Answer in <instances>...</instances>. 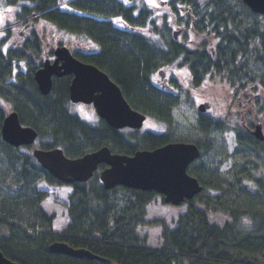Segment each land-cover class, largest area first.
Here are the masks:
<instances>
[{
	"label": "trees",
	"instance_id": "obj_1",
	"mask_svg": "<svg viewBox=\"0 0 264 264\" xmlns=\"http://www.w3.org/2000/svg\"><path fill=\"white\" fill-rule=\"evenodd\" d=\"M65 3L0 0V9L13 17L5 36L0 38V251L18 264H264V217L258 209L233 208L241 193L237 183L213 185V162L211 165L203 160L207 156L212 158L215 146L204 139H177L169 107L176 105L177 99L173 93L164 94L153 85V77L160 70L187 66L197 84L216 73L230 82L256 80L264 87V18L254 14L241 0ZM39 23L91 46L89 62L110 75L135 110L162 123L166 130L159 133L134 130L126 134L104 123L85 120L72 109L70 77L54 79L50 94L43 95L34 75L44 61V53L50 54H46L43 40L31 29ZM15 24L29 30L27 34L23 31L25 35L20 39L18 36L13 39L16 32L11 26ZM176 28L182 30L177 40L172 35ZM191 38L196 41H190ZM197 39L209 40L202 46L212 44L214 58L211 51L191 48L198 45ZM94 47L101 49V53L97 54ZM75 54L85 60L81 50ZM8 107L18 113L24 126L38 132L40 149L60 148L69 158H80L103 147L115 154L133 155L138 150H153L170 142L195 143L202 154L189 173L203 184L204 191L184 204L186 211L171 229L164 220L146 219L147 208L157 198L154 192L124 187L107 190L96 175L87 183L72 186L68 204L70 223L61 235H55L51 233L55 216L43 210L47 193L41 192L38 184H62L26 149H15L3 142L1 128ZM247 107L249 122L257 114L262 115L260 120L264 122V107L249 101ZM199 131L233 132L240 174L255 169L264 171V144L239 123L203 119ZM261 195L264 197V193ZM200 205L225 213L230 223L222 228L211 224L207 210ZM18 225L34 230L41 227L47 235L32 238ZM141 227L162 228L161 248L147 247L146 240L137 233ZM55 242L89 250L102 260L52 254L49 246ZM248 250L254 252L245 255Z\"/></svg>",
	"mask_w": 264,
	"mask_h": 264
},
{
	"label": "water",
	"instance_id": "obj_2",
	"mask_svg": "<svg viewBox=\"0 0 264 264\" xmlns=\"http://www.w3.org/2000/svg\"><path fill=\"white\" fill-rule=\"evenodd\" d=\"M254 13L264 16V0H242ZM180 30L174 32L177 38ZM56 58L46 60L35 73L40 92L47 96L53 87V77L73 75L69 88L72 103L93 105L101 117L113 129L131 128L141 130L147 116L132 109L121 89L109 76L94 65L76 59L68 47L60 46L54 51ZM162 77L164 71L159 73ZM208 104L199 110L204 113ZM2 136L6 143L19 148L33 146L38 138L34 128L24 127L18 113H10L3 122ZM254 136L264 141L262 124H258ZM38 163L54 178L64 184L86 183L100 165L108 168L102 171L100 180L105 189L117 186L144 192H155L165 197L173 206L194 199L203 191L198 179L188 174L189 166L200 158L201 152L193 143H170L155 150L137 151L134 155L112 154L104 147L80 158H68L61 149L49 151L36 149L33 152ZM53 254H62L75 259L102 260L86 249H75L63 242L49 247ZM0 264H18L6 258L0 251Z\"/></svg>",
	"mask_w": 264,
	"mask_h": 264
},
{
	"label": "rangeland",
	"instance_id": "obj_3",
	"mask_svg": "<svg viewBox=\"0 0 264 264\" xmlns=\"http://www.w3.org/2000/svg\"><path fill=\"white\" fill-rule=\"evenodd\" d=\"M264 20V19H263ZM13 22V17L8 12H5L3 9H0V38L5 36V28L8 23ZM11 28L15 29L16 34H19L24 31L15 25ZM31 29L39 35L43 40L45 46L46 54L48 51L52 52L60 43L62 45L68 46L71 51L83 50L86 44L74 41L68 36H65L61 33L56 32L51 26L46 24H34L31 26ZM18 35V36H19ZM17 38V35L13 39ZM21 37H18L20 39ZM192 39V38H191ZM195 40L196 39H192ZM199 39H197L198 41ZM48 50V51H47ZM46 57L44 53V58ZM43 58V59H44ZM167 77L169 80L178 82L180 85L177 91L179 96V105H177L173 111V131L177 139H186L190 141H196L204 139L209 141L212 146H215L214 153L210 156H207L203 161L209 162L212 165L215 172V177L212 179L213 185L216 182L221 183H234L238 184L237 190L241 192L237 197L238 201L234 202L233 208L239 210L247 209H258L259 214L264 217V171L263 170H250L245 173L240 174V163L236 157V148L237 143L235 141V136L230 131H215V133H201L199 131V123L197 121V106L201 103L207 102L211 106L210 109L206 112V115L210 118L215 119L216 121L234 123L239 119L240 112L248 113V107L244 101H241L240 107L238 103H230L227 98H222L219 94L214 93L213 84H209L207 87L202 90H191L188 85V81L184 80L183 77L186 75L184 70L181 69H172L166 70ZM159 76L154 77V82L159 83ZM183 80V81H182ZM173 85V82H171ZM262 100L264 107V96L260 99ZM235 105V106H234ZM248 105V103H247ZM75 114H79L82 118L86 119L89 122H97V116L91 110V107L84 105H75L72 107ZM254 110L256 109L254 105ZM11 111V107L7 108V112ZM253 111V110H252ZM261 114H257L258 118H261ZM166 130V127L151 118H148V121L145 124L144 131L149 132H163ZM242 156H247L242 154ZM252 168V167H250ZM227 186V184H225ZM38 188L41 192L47 193V198L42 202V208L49 215L55 214L56 218L53 223V228L51 233L55 235H61L64 230L68 227L70 220L68 218V201L69 197L72 194L73 190L69 187H52L47 185L44 182L38 184ZM231 199H233V189L230 187ZM236 191V190H235ZM238 191H236L238 193ZM261 193V194H260ZM203 206V205H200ZM204 207V208H203ZM201 209H206L203 206ZM186 211L185 207H173L165 206L161 203L159 197L156 198L155 202L147 208V220L161 219L164 220L171 229L175 227V222H177L179 215ZM209 221L211 224L223 227L226 223H230V218L225 213L221 211L213 212L212 210H207ZM21 230L26 231L30 237H43L47 235L44 229L41 227H35V230L32 227L27 225H18ZM5 233L10 235V232L5 230ZM139 237L146 240L148 248L159 249L162 246V228L160 227H141L137 230ZM50 235V234H49ZM253 250L245 251L244 254L252 252ZM254 252V251H253ZM262 253L259 254V259H262Z\"/></svg>",
	"mask_w": 264,
	"mask_h": 264
},
{
	"label": "flooded vegetation",
	"instance_id": "obj_4",
	"mask_svg": "<svg viewBox=\"0 0 264 264\" xmlns=\"http://www.w3.org/2000/svg\"><path fill=\"white\" fill-rule=\"evenodd\" d=\"M190 41H193V40L191 39ZM208 41H209L208 39L207 40L206 39H204V40L199 39L197 41V42H199L198 45H193V46H191V48L192 49H200L201 51H208V52L211 51L212 57L214 58L215 57V49L211 47L212 44L209 43L208 45H206V47L202 46L203 44H205ZM94 50H96L97 54L101 53L100 52L101 49H99L98 47H94ZM92 51H93L92 47H84V51H82V54H83V57H84L85 60L84 61L81 60V61L86 63V64H92V63L89 62L90 60H88V58L91 57V55H92ZM178 69H181V70L185 71L186 75L183 77V79L188 81V85L190 86L191 90H195V91L202 90L203 88L207 87L209 84H213L214 87H212V88L215 91L214 93L219 94L222 98H227L230 101V103H238V105H237L238 107H240L239 104H241V101H244V103H246L245 107H247L248 101L249 102H256V103L258 102V104H260V106L263 107L262 100H260V99L264 96V87L260 84V82H258L256 80H254L252 82H249V83H247L246 80H242V81H239V82H230L228 79L224 78L225 76H219L216 73L214 75V73H213L212 75L209 74L207 76V78L203 82L197 84V80L194 77V74L190 71L189 67L184 66V67H180ZM69 77L72 80L73 77L72 76H69ZM159 83L160 84L158 85L155 82H153L154 87H156L158 90L162 91V93H164V94L173 93V95H175V98L177 99L176 100V105H174L173 107L169 106L170 110H171V113H172L173 109L177 105H179V96L180 95L177 93V91H180L178 89V87H179V85L181 83H180V81H179L180 84L178 82H175V86H172L171 85V79L169 80V78L167 77V72L166 71H165V75L163 77L160 76ZM205 103H207V102H205ZM207 104L209 105V103H207ZM88 106H90L91 110L94 111V109H93L94 107L92 105H88ZM197 111H198V114H197V118L196 119H197L199 124H200V120H203V119L215 120L213 118L208 117L206 115V113L200 112L199 105L197 106ZM246 114L247 113L244 114L241 111L238 121L234 122V123H239L244 130L248 131L250 135L254 136V130L256 128V125L258 123L262 122V124H263L262 125V133H264V122H263V120H260V118H258L257 115H256V118H254V120H251L249 122L248 119H247V115ZM95 115L97 116V123H99V125H101V123H104L105 125L109 126L106 121L101 119L96 114V112H95ZM249 124H252L251 127H249ZM114 130H117V131H120V132L126 133V134H129L130 132L134 131V130H132L130 128H125V129H122V130H118V129H114ZM142 131H144V128L142 129ZM145 132H149V131H145ZM151 133H157V132H151ZM232 134L234 135L233 132H232ZM262 143L264 144V142H262ZM160 147H162V146H160ZM194 164H196V162ZM107 168H108V166L101 165L99 167L98 171L95 173V176L97 175L98 178L100 179V173H102V171H104ZM157 197H159L161 199V203L162 204L165 203V201H164L165 197L164 196L157 195ZM164 205H166V203ZM167 206H170V205H167Z\"/></svg>",
	"mask_w": 264,
	"mask_h": 264
},
{
	"label": "snow or ice",
	"instance_id": "obj_5",
	"mask_svg": "<svg viewBox=\"0 0 264 264\" xmlns=\"http://www.w3.org/2000/svg\"><path fill=\"white\" fill-rule=\"evenodd\" d=\"M8 11H11V9H8Z\"/></svg>",
	"mask_w": 264,
	"mask_h": 264
}]
</instances>
